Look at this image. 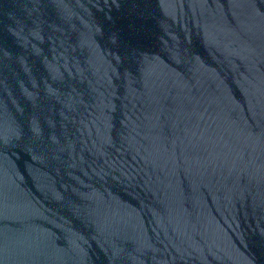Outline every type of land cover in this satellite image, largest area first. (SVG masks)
Wrapping results in <instances>:
<instances>
[{"label": "water", "instance_id": "obj_1", "mask_svg": "<svg viewBox=\"0 0 264 264\" xmlns=\"http://www.w3.org/2000/svg\"><path fill=\"white\" fill-rule=\"evenodd\" d=\"M0 264H264V0H0Z\"/></svg>", "mask_w": 264, "mask_h": 264}]
</instances>
